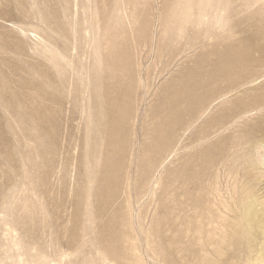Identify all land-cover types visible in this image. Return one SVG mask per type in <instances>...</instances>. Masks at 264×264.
Listing matches in <instances>:
<instances>
[{
    "label": "rangeland",
    "instance_id": "rangeland-1",
    "mask_svg": "<svg viewBox=\"0 0 264 264\" xmlns=\"http://www.w3.org/2000/svg\"><path fill=\"white\" fill-rule=\"evenodd\" d=\"M261 127L264 0H0V264H264ZM222 145L190 240L181 156Z\"/></svg>",
    "mask_w": 264,
    "mask_h": 264
},
{
    "label": "bare ground",
    "instance_id": "bare-ground-1",
    "mask_svg": "<svg viewBox=\"0 0 264 264\" xmlns=\"http://www.w3.org/2000/svg\"><path fill=\"white\" fill-rule=\"evenodd\" d=\"M219 35H220V32H219ZM115 83L116 82L113 81V82H108V84H106L108 86L106 91L107 92L109 91V94L110 92L114 90L116 91L117 86L115 85ZM109 94L105 93V99L100 105L101 109L102 107H104V110L101 112L102 114L101 117L99 116L97 119L98 120L97 121V129H98L97 131L99 134H101V130L106 128L105 129L106 135L107 134L109 135V138L112 139L111 141H116L118 139L119 127H120L119 117L117 115L120 114L121 108L119 109L117 107L119 103L117 97H115L114 95L112 96L110 95L111 96L110 97ZM92 102H93L92 96H90L88 98V103L86 105L87 111L92 109L91 107ZM104 114H109V115L111 114L113 117V118L112 117L109 118L111 120L110 122L108 121V123L110 124L108 128L106 127V124L103 122L102 116ZM259 132L264 133V127H261ZM97 138H99L98 134H97ZM187 141L188 139H186L183 142V148L187 147L188 145ZM191 141H192L191 143H195L194 140H191ZM250 142H251L250 140H245L243 143L235 142V145L242 147V146L250 144ZM203 152H205V150L193 149L191 152L185 151L181 156L182 164H181V170H180V186H181V193L183 196V207L181 211L184 214L182 217L181 224H183V226L189 227L187 231L184 232V234L186 235L192 234V237L190 240L198 238V240L206 242L209 240L207 237H205L206 234L207 233L211 234L213 232V230L210 229V227L213 224L217 223L218 221L214 219H207V217L204 216V213H203L204 211L202 209L203 206L199 202V193L202 192V190L204 189V183L206 179L208 178L206 170H208V168H211V167H216L218 164L223 162L226 159L227 154L229 155V153L227 152V147L224 145L220 146L215 151H210V155L206 159L202 155ZM239 158L240 156H238L236 159L239 160ZM110 169L111 168H108V167L106 168L104 167L102 169L104 173L107 175V178L111 175ZM242 219H243L242 220L243 223L245 222V228L243 229V236L245 238L244 250H245V253L248 255V259H251V254L254 251L253 243H252V237H253L252 231L256 230L257 234L264 235L263 221L261 218L258 219L257 214L252 212L251 207L246 208ZM189 221H192L191 226H188ZM235 237L237 236L235 235ZM235 245L238 247L240 244L237 241Z\"/></svg>",
    "mask_w": 264,
    "mask_h": 264
}]
</instances>
